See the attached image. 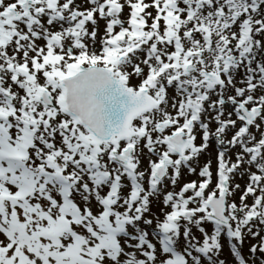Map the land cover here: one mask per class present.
<instances>
[{"label":"snow or ice","instance_id":"6c2138e0","mask_svg":"<svg viewBox=\"0 0 264 264\" xmlns=\"http://www.w3.org/2000/svg\"><path fill=\"white\" fill-rule=\"evenodd\" d=\"M262 233L264 0H0V264H264Z\"/></svg>","mask_w":264,"mask_h":264},{"label":"rangeland","instance_id":"374dc122","mask_svg":"<svg viewBox=\"0 0 264 264\" xmlns=\"http://www.w3.org/2000/svg\"><path fill=\"white\" fill-rule=\"evenodd\" d=\"M137 81L135 79H133V83H136ZM231 155V154H230ZM234 158V157H233ZM207 159H212L213 161V173L215 174V167H216V162H215V145L212 146V148L209 149L208 152L204 153L201 158H200V162L201 164L207 160ZM145 166H146V162H145ZM198 177L196 175H188L186 170L184 171V173L182 174L181 178H180V181L179 183L177 184V187H176V190L179 189V187L187 182V181H190V180H195L197 179ZM215 179V175L213 177ZM247 183V176H241L239 173L236 175V177L234 178L233 180V184H239L240 185V188L241 190L245 187ZM241 193L240 192H237L235 197L233 199L236 200L237 203H239V195ZM249 203H251V200H249ZM162 205H159V202H154L153 203V212L159 214V208L161 207ZM154 227V225H153ZM209 231H211V226L210 225H206L205 226ZM197 235H199V233H196ZM264 234V233H262ZM222 243L224 244V248H223V252H222V257L228 262V264H232V261H233V257L230 255V248H229V245L227 243L226 240H222ZM252 243H255L254 240H252L251 238H247L245 241H244V244L242 246V254H244L245 256H247L248 254V247L250 244Z\"/></svg>","mask_w":264,"mask_h":264},{"label":"flooded vegetation","instance_id":"af4514ba","mask_svg":"<svg viewBox=\"0 0 264 264\" xmlns=\"http://www.w3.org/2000/svg\"><path fill=\"white\" fill-rule=\"evenodd\" d=\"M102 23V22H101Z\"/></svg>","mask_w":264,"mask_h":264}]
</instances>
